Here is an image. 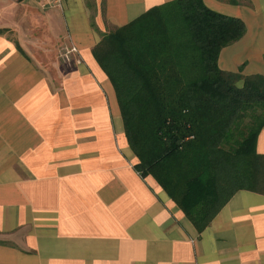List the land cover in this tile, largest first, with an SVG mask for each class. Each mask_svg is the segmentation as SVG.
<instances>
[{
	"label": "crops",
	"instance_id": "crops-1",
	"mask_svg": "<svg viewBox=\"0 0 264 264\" xmlns=\"http://www.w3.org/2000/svg\"><path fill=\"white\" fill-rule=\"evenodd\" d=\"M171 1L0 0V264H264V194L236 192L198 232L134 169L93 56L106 34ZM203 2L246 27L218 68L264 77V0Z\"/></svg>",
	"mask_w": 264,
	"mask_h": 264
},
{
	"label": "trees",
	"instance_id": "trees-1",
	"mask_svg": "<svg viewBox=\"0 0 264 264\" xmlns=\"http://www.w3.org/2000/svg\"><path fill=\"white\" fill-rule=\"evenodd\" d=\"M245 24L203 0L154 7L106 34L93 56L110 80L142 178L202 232L238 191L264 194V77L221 71Z\"/></svg>",
	"mask_w": 264,
	"mask_h": 264
},
{
	"label": "built area",
	"instance_id": "built-area-1",
	"mask_svg": "<svg viewBox=\"0 0 264 264\" xmlns=\"http://www.w3.org/2000/svg\"><path fill=\"white\" fill-rule=\"evenodd\" d=\"M44 5L50 9H62L63 0H44ZM78 55V50L75 47L65 48L59 52V58L65 63L70 64L73 56ZM75 63L79 64L80 59L77 58Z\"/></svg>",
	"mask_w": 264,
	"mask_h": 264
}]
</instances>
